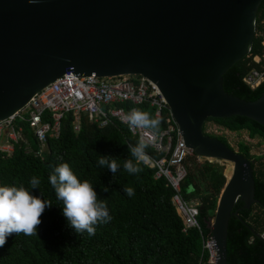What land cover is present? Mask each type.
Wrapping results in <instances>:
<instances>
[{
    "label": "water",
    "instance_id": "water-1",
    "mask_svg": "<svg viewBox=\"0 0 264 264\" xmlns=\"http://www.w3.org/2000/svg\"><path fill=\"white\" fill-rule=\"evenodd\" d=\"M261 1L0 0V120L66 72L149 79L185 146L232 165L210 224L215 264H226L233 207L257 202L252 167L204 127L209 118L233 116L264 126V93L244 101L223 86L224 74L250 53Z\"/></svg>",
    "mask_w": 264,
    "mask_h": 264
},
{
    "label": "trees",
    "instance_id": "trees-1",
    "mask_svg": "<svg viewBox=\"0 0 264 264\" xmlns=\"http://www.w3.org/2000/svg\"><path fill=\"white\" fill-rule=\"evenodd\" d=\"M264 0L259 4L255 17V34L250 53L234 64L223 76L226 93L244 101H255L264 93V78L255 88H249L244 77L251 69L261 70L264 65ZM261 58L259 63L252 58ZM154 117V108L147 103L138 106ZM161 116L160 131L164 128ZM208 122L232 131L245 130L250 138L264 143V126L246 117L209 118ZM206 126L204 127V131ZM227 144L224 136L210 135ZM32 151H38V143L25 127ZM138 139L119 123L99 127L81 120L80 129H73L72 117L65 114L61 119L60 133L47 139V148L41 157L27 153L23 144L16 146L13 154L6 157L0 152V186H25L36 196L50 200L37 229V234L26 236L12 234L0 247V264H201L208 262L203 239L196 229L184 233L172 197L174 191L166 186L164 178L155 179V169L141 165L143 171L129 174L123 168L131 158L128 144ZM230 147V146H229ZM149 157L161 156L151 147ZM243 142L238 144V154L251 162L254 181V198L257 201L249 209H242L237 202L227 228L226 264H264V156L252 157ZM101 156L117 158L120 165L115 174L98 164ZM62 158V159H61ZM69 163L74 173L83 181L89 180L96 188L98 199L106 201L111 220L98 223L95 235L86 231L77 233L63 215V202L50 183V175L61 163ZM186 176L180 184L183 200L199 207V222L205 237L210 236V221L215 218L218 201L227 178L224 167L218 163H198L197 157L185 162ZM33 177L39 179L37 188L31 189ZM134 188L135 195L127 196L124 187ZM107 187L108 191H103ZM236 213V215H235ZM254 242L249 244V238Z\"/></svg>",
    "mask_w": 264,
    "mask_h": 264
},
{
    "label": "built area",
    "instance_id": "built-area-1",
    "mask_svg": "<svg viewBox=\"0 0 264 264\" xmlns=\"http://www.w3.org/2000/svg\"><path fill=\"white\" fill-rule=\"evenodd\" d=\"M260 60L258 56L252 58L255 63ZM263 78L264 65L261 70L251 69L243 80L249 88L255 89ZM165 101L156 84L140 75L97 77L93 74L79 77L72 72H66L60 79L34 95L14 115L0 120V152L10 157L15 147L23 144L27 153L41 157L47 148V139L59 135L61 119L65 114L71 115L75 131L80 129L82 119L99 127L119 123L139 141L144 130L131 129L125 122L130 110L147 103L154 108V117L161 118L165 111V126L149 146L161 156L157 159L150 157L147 166L155 169V179L164 178L166 186L173 189L171 201L182 221V231L186 233L191 229L198 230L203 239L204 250L208 254L207 264H215L218 256L216 242L212 233L208 237L203 234L199 222V207L189 204L180 195V184L186 176L185 162L188 158L197 156L185 146ZM26 126L31 129L38 143V151L33 152L30 147L25 135ZM197 159L202 164L203 159ZM212 222L213 219L210 224ZM260 237L264 241V231Z\"/></svg>",
    "mask_w": 264,
    "mask_h": 264
},
{
    "label": "clouds",
    "instance_id": "clouds-1",
    "mask_svg": "<svg viewBox=\"0 0 264 264\" xmlns=\"http://www.w3.org/2000/svg\"><path fill=\"white\" fill-rule=\"evenodd\" d=\"M125 122L131 129L144 130L135 145L128 144L131 158L123 163L126 172L138 174L143 171L141 165L149 163L150 157L146 149L155 140L162 121L159 117H153L148 111L132 108L125 117ZM98 164L110 169L113 174L120 167L117 158L109 156H101ZM49 179L57 198L63 202V215L77 233L86 231L89 235H95V225L111 220L107 202L98 199V193L92 183L87 179L81 181L69 163L56 166ZM39 184V179L33 177L30 187L35 189ZM103 191L107 192L108 188L103 187ZM124 193L131 197L135 195V190L125 186ZM42 197V193L36 196L23 185L0 186V247L6 244L7 238L12 234L23 233L26 236L37 234L43 213L46 208L52 206L50 200ZM254 239L251 237L247 242L251 244Z\"/></svg>",
    "mask_w": 264,
    "mask_h": 264
},
{
    "label": "rangeland",
    "instance_id": "rangeland-1",
    "mask_svg": "<svg viewBox=\"0 0 264 264\" xmlns=\"http://www.w3.org/2000/svg\"><path fill=\"white\" fill-rule=\"evenodd\" d=\"M262 46L264 48V40L262 41ZM206 133L210 135H216V136H224L229 146L238 153V144L240 142H243L246 144L247 147L250 149V156L252 157H262L264 156V143L259 138H250L248 136L247 131L241 130L238 132H232L229 131L219 125H217L214 122H208L206 123ZM205 162H209L211 164H214L215 162L212 160H202V164ZM221 167H224V173L228 174L229 172V166L228 163H218ZM214 220V219H213Z\"/></svg>",
    "mask_w": 264,
    "mask_h": 264
},
{
    "label": "bare ground",
    "instance_id": "bare-ground-1",
    "mask_svg": "<svg viewBox=\"0 0 264 264\" xmlns=\"http://www.w3.org/2000/svg\"><path fill=\"white\" fill-rule=\"evenodd\" d=\"M231 171H232V165L230 164V166H229V172H228V174H227V177H228V178H230Z\"/></svg>",
    "mask_w": 264,
    "mask_h": 264
},
{
    "label": "crops",
    "instance_id": "crops-1",
    "mask_svg": "<svg viewBox=\"0 0 264 264\" xmlns=\"http://www.w3.org/2000/svg\"><path fill=\"white\" fill-rule=\"evenodd\" d=\"M204 246V245H203Z\"/></svg>",
    "mask_w": 264,
    "mask_h": 264
}]
</instances>
